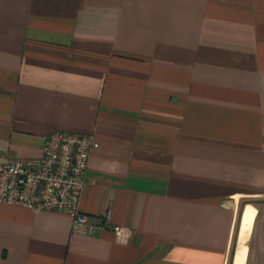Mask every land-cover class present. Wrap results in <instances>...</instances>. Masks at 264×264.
Wrapping results in <instances>:
<instances>
[{
	"label": "crops",
	"instance_id": "obj_1",
	"mask_svg": "<svg viewBox=\"0 0 264 264\" xmlns=\"http://www.w3.org/2000/svg\"><path fill=\"white\" fill-rule=\"evenodd\" d=\"M56 132L94 232L0 203V264H264V0H0V162Z\"/></svg>",
	"mask_w": 264,
	"mask_h": 264
},
{
	"label": "built area",
	"instance_id": "obj_2",
	"mask_svg": "<svg viewBox=\"0 0 264 264\" xmlns=\"http://www.w3.org/2000/svg\"><path fill=\"white\" fill-rule=\"evenodd\" d=\"M98 147L92 136L56 132L46 139L41 157L0 162V203L65 214L92 234L81 201L88 161Z\"/></svg>",
	"mask_w": 264,
	"mask_h": 264
},
{
	"label": "rangeland",
	"instance_id": "obj_3",
	"mask_svg": "<svg viewBox=\"0 0 264 264\" xmlns=\"http://www.w3.org/2000/svg\"><path fill=\"white\" fill-rule=\"evenodd\" d=\"M249 229L247 231H245L246 234L250 235L251 234V230H252V227H248ZM234 249L233 248V252H234ZM247 252H248V243L246 244H242V243H238V247L236 249V253H235V262L234 264H245L246 263V258H247ZM244 257L245 259H238L236 260V258L238 257Z\"/></svg>",
	"mask_w": 264,
	"mask_h": 264
}]
</instances>
